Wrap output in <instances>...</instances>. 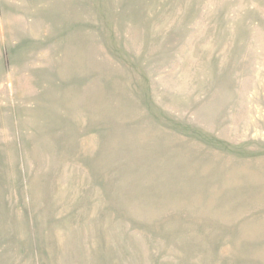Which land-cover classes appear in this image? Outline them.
<instances>
[{
	"label": "rangeland",
	"instance_id": "rangeland-1",
	"mask_svg": "<svg viewBox=\"0 0 264 264\" xmlns=\"http://www.w3.org/2000/svg\"><path fill=\"white\" fill-rule=\"evenodd\" d=\"M0 264H264V0H0Z\"/></svg>",
	"mask_w": 264,
	"mask_h": 264
}]
</instances>
